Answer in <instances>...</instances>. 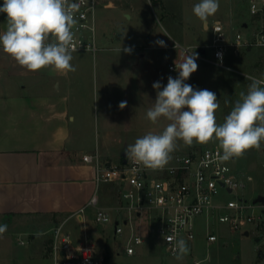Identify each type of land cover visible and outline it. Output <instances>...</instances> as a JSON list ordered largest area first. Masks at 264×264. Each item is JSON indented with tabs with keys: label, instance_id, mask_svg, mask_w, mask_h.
<instances>
[{
	"label": "rangeland",
	"instance_id": "rangeland-1",
	"mask_svg": "<svg viewBox=\"0 0 264 264\" xmlns=\"http://www.w3.org/2000/svg\"><path fill=\"white\" fill-rule=\"evenodd\" d=\"M198 2L199 0H157L155 3L151 0H98L96 35L100 50L95 56L86 52H73L71 63L76 70L70 72V79L73 87L81 85L80 88L86 95L83 111L86 117V135L89 133L90 136L86 137L84 145L93 150L102 142L104 129L116 126L108 120L115 117L114 113L118 107L114 100L108 101V98H105L106 81L101 57L104 54L120 52V49L123 54H127L122 59V63L128 64L124 76L127 105L120 109L123 114L120 129H126L125 138L121 140L118 151L105 157L104 162L108 160V164H120L123 162L122 153L127 145L133 144L137 138L150 131L162 132L169 123L161 118L153 124L146 115L157 98V90L153 88V84L158 81L157 73L164 63L178 65L187 54H198V69L185 83L192 85L194 89H208L216 94L220 105L215 113L217 123H223L235 102L241 98L240 93H247L251 83L249 78L264 80V47H248L239 56L230 57L226 68H220L207 61L213 58L212 49L208 47L212 32L209 26L202 24L192 12L194 4ZM250 4L251 0H219V10L208 18L209 24L212 25L214 20L218 19L245 34L264 31V11L251 16ZM131 6L143 7L140 18L133 16V19H128L125 14H136ZM238 10L244 14L240 13L238 16ZM168 29L176 31L172 35L174 40L165 36ZM160 34L162 37H159V40H164L169 49L160 50L155 43ZM124 48H131L132 51L126 53ZM200 50H206L205 54ZM142 52L149 56L140 58L139 53ZM169 76L177 78L178 72L169 71ZM160 77L162 78L161 75ZM166 84L167 77L160 90H163ZM216 146L219 147L215 141L194 142L191 146L177 141V148L171 155L173 157L179 153ZM235 165L241 174H251L255 178L254 188L259 184V189L264 178V143L260 150H249L243 157L236 159ZM103 187L104 185L98 191L99 195ZM103 194L105 206L114 207L117 204L116 187L108 186ZM225 198L228 200L232 196L225 195ZM91 210L93 212V209ZM76 216L75 214L67 224V229L73 234L74 240L93 244L97 254L104 257L105 264H192L194 260H204V264H257L258 252L254 236H244L240 232H232L227 226L216 224L217 240L210 243L207 240L204 218L196 219L195 240L188 247L187 254L177 259L168 256L162 247L156 246L152 241L153 237H149L150 244L145 245L142 252L128 257L124 254L127 235L115 236L112 226L95 224L90 213L85 214L86 222H80V227L76 220L81 216ZM58 222H61V219H47L41 216L0 217V224L7 225L6 232L0 236V264H25V259L30 261V264H52L51 256L44 255L45 251L43 252L46 240L50 239L49 234L44 232ZM32 235L36 238L33 239ZM20 237L25 240L26 245L17 243Z\"/></svg>",
	"mask_w": 264,
	"mask_h": 264
},
{
	"label": "built area",
	"instance_id": "built-area-1",
	"mask_svg": "<svg viewBox=\"0 0 264 264\" xmlns=\"http://www.w3.org/2000/svg\"><path fill=\"white\" fill-rule=\"evenodd\" d=\"M73 2L79 5L72 27L74 52L95 56L100 50L96 35L98 0H69ZM249 11L251 16L263 12L264 0H251ZM209 30L212 39L208 47L213 58L207 61L220 68H226L230 57L239 56L248 47H264V31L245 34L221 20H215ZM175 66L169 63L168 70L175 71ZM220 152L216 146L179 153L162 170L147 169L128 158L125 164L106 165L98 151L87 154L83 160L95 166L97 190L76 215L82 218L88 208H93L95 224L112 226L115 236L127 235L124 254L128 257L142 252L150 244L149 237L168 256L177 257L176 241L183 239L189 247L196 237V219L204 218L208 242L217 240L216 224L244 236L252 235L257 245V264H264V200L256 201L260 196L264 198V178L259 189V184L254 188L255 178L241 174L236 159L222 162ZM103 184L117 189L114 207L101 205L98 191ZM225 195L232 198L226 200ZM67 222L44 232L52 240V264H105L93 244L74 242ZM17 243L26 245L21 237ZM192 264H204V260Z\"/></svg>",
	"mask_w": 264,
	"mask_h": 264
},
{
	"label": "crops",
	"instance_id": "crops-1",
	"mask_svg": "<svg viewBox=\"0 0 264 264\" xmlns=\"http://www.w3.org/2000/svg\"><path fill=\"white\" fill-rule=\"evenodd\" d=\"M2 4L3 0H0V6ZM131 7L136 14H125L129 15L128 19H133V16L140 18L143 7ZM240 13L244 14L238 10L237 15ZM5 23L6 14L0 13V33L6 30ZM207 25L211 26L208 20ZM175 33V30L168 29L165 36L174 40L172 35ZM159 37L162 35L157 36L156 41ZM158 48L165 50L170 47L158 45ZM126 55L121 51L101 57L106 81L105 98L108 101L114 100L118 106L115 117L108 121L116 126L106 127L101 136L102 142L91 150L84 145L86 137L90 136L89 133L86 135L83 111L86 95L81 85L73 87L70 72L59 73L51 68L38 72L28 71L0 48V215L43 217L57 214V220H68L69 224L72 217L88 204L97 188L96 169L94 164L85 162L83 157L98 151L103 160L118 151L121 140L125 138L126 129H120L123 114L119 104L127 102L124 76L128 64L122 63ZM148 56L147 53H139L140 58ZM166 77L168 80L169 71L168 64L164 63L157 73L161 85ZM107 162L104 164L116 165ZM103 185L100 198L102 206H105V188L115 186ZM91 209L88 208L86 213L94 217L95 210L92 212ZM76 221L81 227L80 222H86L85 215ZM32 238L36 237L32 235ZM24 263L30 264V261L25 259Z\"/></svg>",
	"mask_w": 264,
	"mask_h": 264
},
{
	"label": "clouds",
	"instance_id": "clouds-1",
	"mask_svg": "<svg viewBox=\"0 0 264 264\" xmlns=\"http://www.w3.org/2000/svg\"><path fill=\"white\" fill-rule=\"evenodd\" d=\"M77 3L69 0H3L0 13L6 14V30L0 33V48L19 66L38 72L51 68L59 73L74 72L72 53L76 51L72 27L76 23ZM219 10V0H199L192 12L202 24ZM169 39H171L169 37ZM166 47L164 40L155 41ZM130 53L131 48H124ZM121 52V49H120ZM198 54H187L176 64L177 78L168 77L166 86L159 81L153 84L157 98L146 115L153 123L161 118L169 123L162 132H148L124 149L128 159L147 169L162 170L170 162L177 141L191 146L194 142L218 143L222 162L238 159L252 149L260 150L264 143V80L251 77L247 93L232 107L223 123H217L215 113L219 100L208 89H194L185 83L197 71ZM126 101L119 104L123 109ZM7 230L0 224V236ZM177 259L189 251L186 241H176Z\"/></svg>",
	"mask_w": 264,
	"mask_h": 264
},
{
	"label": "trees",
	"instance_id": "trees-1",
	"mask_svg": "<svg viewBox=\"0 0 264 264\" xmlns=\"http://www.w3.org/2000/svg\"><path fill=\"white\" fill-rule=\"evenodd\" d=\"M151 1H153L154 3L156 2V0H151ZM179 29V28H178ZM5 216H7V217H22V216H26V217H29V216H34V217H37V216H39V215H19V214H9V215H0V217H5ZM44 218L46 217V218H48V219H56L57 218V214H50V215H46V216H43ZM51 239H49V240H46V242H45V254L46 255H49L50 254V252H51Z\"/></svg>",
	"mask_w": 264,
	"mask_h": 264
},
{
	"label": "water",
	"instance_id": "water-1",
	"mask_svg": "<svg viewBox=\"0 0 264 264\" xmlns=\"http://www.w3.org/2000/svg\"><path fill=\"white\" fill-rule=\"evenodd\" d=\"M127 17H129V15H127ZM200 52L202 53V54H204L205 53V50H200ZM126 155L125 154H123V163L125 164L126 163ZM264 200V198L262 197V196H260L256 201L258 202V201H263ZM247 235V234H246Z\"/></svg>",
	"mask_w": 264,
	"mask_h": 264
}]
</instances>
